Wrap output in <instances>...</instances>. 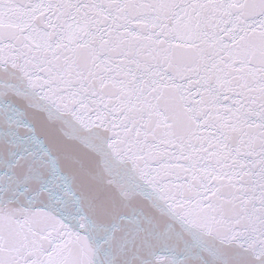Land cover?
<instances>
[{"label": "snow or ice", "instance_id": "6c2138e0", "mask_svg": "<svg viewBox=\"0 0 264 264\" xmlns=\"http://www.w3.org/2000/svg\"><path fill=\"white\" fill-rule=\"evenodd\" d=\"M0 264H264V0H0Z\"/></svg>", "mask_w": 264, "mask_h": 264}]
</instances>
